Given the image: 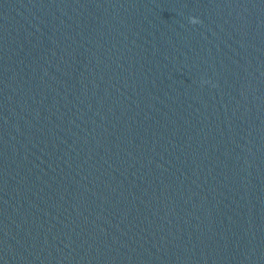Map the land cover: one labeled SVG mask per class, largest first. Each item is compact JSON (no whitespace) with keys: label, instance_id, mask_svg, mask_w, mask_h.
I'll return each mask as SVG.
<instances>
[{"label":"water","instance_id":"1","mask_svg":"<svg viewBox=\"0 0 264 264\" xmlns=\"http://www.w3.org/2000/svg\"><path fill=\"white\" fill-rule=\"evenodd\" d=\"M0 264H264V0H0Z\"/></svg>","mask_w":264,"mask_h":264},{"label":"clouds","instance_id":"2","mask_svg":"<svg viewBox=\"0 0 264 264\" xmlns=\"http://www.w3.org/2000/svg\"><path fill=\"white\" fill-rule=\"evenodd\" d=\"M191 21H192V23H197L198 22V19L196 17H192L191 18Z\"/></svg>","mask_w":264,"mask_h":264}]
</instances>
